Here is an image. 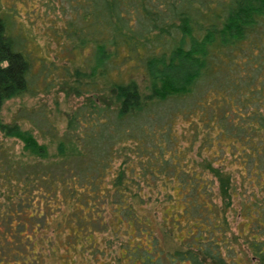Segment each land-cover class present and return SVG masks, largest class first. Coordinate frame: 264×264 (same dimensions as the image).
Masks as SVG:
<instances>
[{"label":"trees","instance_id":"1","mask_svg":"<svg viewBox=\"0 0 264 264\" xmlns=\"http://www.w3.org/2000/svg\"><path fill=\"white\" fill-rule=\"evenodd\" d=\"M58 4L74 56L64 76L86 95L62 134L52 123L51 152L20 117L2 118L35 78L0 1V133L23 142L19 156L0 141V264L55 255L57 212L65 250L107 264H264V0ZM229 210L243 216L237 234Z\"/></svg>","mask_w":264,"mask_h":264},{"label":"rangeland","instance_id":"2","mask_svg":"<svg viewBox=\"0 0 264 264\" xmlns=\"http://www.w3.org/2000/svg\"><path fill=\"white\" fill-rule=\"evenodd\" d=\"M0 1L1 7L11 13V18L14 21L13 30L18 33L21 49L23 51L27 49L29 52L33 62L30 75L35 78L31 93L5 100L1 109L2 118L11 121L15 117H20L23 126L32 128L40 142L51 143L50 151L55 152L57 141L51 140L53 131L50 130V127L52 123L59 127L58 132L62 134L66 126V113L82 102L86 95L85 92L82 95H77L69 90L68 81L70 79L64 76L63 66L74 65V56L68 41L60 42L56 33L57 26L63 23L60 18L59 0ZM79 60L81 58L77 59V61ZM19 115L26 117L23 118ZM183 123L184 120L179 119L177 122L178 131L181 130ZM40 126L43 127V131L39 129ZM0 141L8 143L17 155H21L23 142L20 139L0 133ZM121 161L122 156L117 157L114 160V166H118ZM229 212L232 229L237 234L243 216L234 213V210H229ZM58 218H61L59 212L54 213L46 224L48 226L46 238L50 239L46 241H53L52 244L56 248L55 255L50 254L44 260H40V264H73L74 260L76 264H107L109 258L104 257L108 256L107 253L89 255L88 252L81 253L72 249L66 251L64 241L69 237L68 229L63 230L61 227L56 229ZM158 235L161 239L163 238L161 232H158ZM105 237L104 234H98L95 237V242H98L101 248H107ZM110 239L113 241L112 248L117 247L118 242L122 240L121 237ZM166 241L169 244L168 239ZM232 243L234 242L232 241ZM52 244L44 243V251L47 254L51 252L50 245ZM233 246L237 252H249L242 238H239V242H235ZM110 264H118V262L111 259Z\"/></svg>","mask_w":264,"mask_h":264}]
</instances>
